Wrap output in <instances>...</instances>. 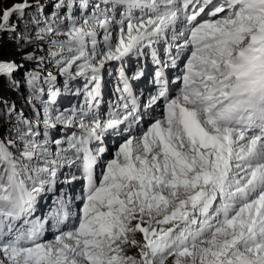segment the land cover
<instances>
[{
  "label": "snow or ice",
  "instance_id": "1",
  "mask_svg": "<svg viewBox=\"0 0 264 264\" xmlns=\"http://www.w3.org/2000/svg\"><path fill=\"white\" fill-rule=\"evenodd\" d=\"M53 7L50 17L40 0L0 11V43L7 34L20 49L37 45L20 56L36 61L25 74L28 103L42 92L37 69L45 57L36 53L44 43L65 89L82 78L85 95L80 109L53 115L57 75L49 71L43 119L21 114L14 138L0 139V264H264V0H55ZM141 58H150L154 86L143 102L133 87L146 75ZM23 67L0 59V77ZM106 68L117 76V99L101 114ZM153 109L159 115L137 133ZM57 124L79 129L67 148L49 137ZM107 136L117 142L104 160ZM65 164L76 172L60 183L82 182L78 211L68 210L62 188L44 217L31 219ZM49 220L55 232L45 240Z\"/></svg>",
  "mask_w": 264,
  "mask_h": 264
},
{
  "label": "rangeland",
  "instance_id": "2",
  "mask_svg": "<svg viewBox=\"0 0 264 264\" xmlns=\"http://www.w3.org/2000/svg\"><path fill=\"white\" fill-rule=\"evenodd\" d=\"M17 2H22V0H2V3H0V11H2L3 7L11 6L12 4L17 3ZM40 2L45 5V8L43 9V15L50 17L52 12L54 11L53 5H54L55 0H40ZM34 11H35L34 9H29L28 14L31 15L32 13H34ZM74 11L77 15L79 14L78 10H74ZM63 14H64V10L60 12V15H63ZM11 19L13 23L16 22L15 16H13ZM61 27L66 28V24L61 25ZM58 38L64 39V37L62 36ZM36 48H37V45L30 44V45L25 46L23 49H20L14 40H9L7 38V34H5L4 41L0 43V59H3V60H13L14 59L18 64L24 65L23 68L19 69L11 76L0 77V139H3L5 137L14 138L15 133L13 131V128L17 123L18 116L22 114L23 117H26V115L28 114V112H30L32 108H34L33 110L34 114L39 112L41 120L43 119L44 110L39 109L35 111L39 104L38 99H35L31 104L28 103V98L32 94L30 90L32 87L28 84L27 77L25 74L36 68V61H24L20 59L22 52H31ZM40 49L42 50L37 51L36 54L40 56H44L45 59L40 69H37L38 71L41 72V80L38 83L42 84L43 77L46 76L49 71H52L53 74L57 75V80L55 82L54 88H57V89L59 88V91L63 93L62 96L65 102V104L62 105L64 107H61L60 109H56V110L64 111L65 109H73V108L80 109V107L83 105L84 100H85V95L82 91L83 86H84L83 79L80 78V79L73 81L71 85L69 86V89L66 90L65 85H64V77L59 76L56 73L54 64L49 62V60L47 59L48 44L44 43L40 45ZM26 86H28V88ZM77 89H81V91L77 93ZM171 91H172V94L174 95L176 91L175 85L171 87ZM112 101L113 100H109V99L106 101L101 100L99 112L105 108V105L107 103H110ZM4 102L7 103L8 107H5ZM47 102H48L47 100H43L42 106L44 107V105ZM55 106H56V102L55 104L51 103L49 105L50 109H53V108L55 109ZM53 115H55V112L53 113ZM157 115H159V112L153 109L150 117H147L144 119V121H141L140 127L136 129L137 133L139 132L141 127L146 129L148 124L151 122V119ZM66 127H68L69 130L65 132L66 134L65 138L59 135L58 133L51 135L52 131L56 127L50 129L49 131V136L51 140L59 139V140L65 141V143L62 145V147L64 148H67L66 141L73 130H77V133L79 134V129L77 127L75 126H66ZM39 130L42 133L43 131L42 123L39 126ZM41 139H43L42 135H41ZM105 139H106V143L104 142V146L107 149H109V151L103 155V159L107 160L108 158L111 157V153L115 150L114 145L116 144L117 140L116 138L112 136H107ZM90 147H93V148L99 147V144L94 142L92 145H90ZM52 150L54 153L55 152L54 144L52 145ZM11 151L18 154L16 148H12ZM69 155H71V152L69 153ZM75 172H76L75 167L70 169L66 164L58 171V181L56 184L59 186L60 190L62 188L64 190L66 189L65 188L66 185H63L62 183H60V181H63L66 175L70 173H75ZM97 172H99V168H97ZM68 186L71 189V192L73 190V192L75 191L77 195H79L78 187L82 186V182H79V181L73 182V184L68 185ZM53 191L44 192L41 195L40 199H38V202L36 201L35 211L33 212L31 219L34 220L37 217L42 219V217L39 214L43 213V216H44L50 210V207L52 206L53 201L48 200V195L52 193ZM79 207H80V201L78 200L77 207L76 208L71 207V211H78ZM21 222L23 223V220L17 221L16 226H18ZM53 235H54V232L52 228V223H51V220H49L45 225L44 237H46L47 240H51L53 239ZM137 239H140L139 235L137 236ZM135 253H136V250L131 249L129 254H135ZM168 264H171V261H169Z\"/></svg>",
  "mask_w": 264,
  "mask_h": 264
},
{
  "label": "trees",
  "instance_id": "3",
  "mask_svg": "<svg viewBox=\"0 0 264 264\" xmlns=\"http://www.w3.org/2000/svg\"><path fill=\"white\" fill-rule=\"evenodd\" d=\"M26 87L28 88V86H26ZM39 87L42 89V92H41V94H40V96L38 98L39 104H38V107H37V109L35 111H37L39 109L44 110V107L42 106L43 105V100L49 101V86L47 84L42 83V84H39ZM30 90L32 92V88ZM55 102L61 103L62 101H61V99L54 98V102L52 104H55ZM33 110H34V108H32L30 110V112H28V114L26 115V117H24V118L25 119H28V120H34L36 118V114H34ZM50 110L52 111V113L56 112V109H54V108L53 109H50ZM53 132L54 131H52V133ZM52 133H51V135H53Z\"/></svg>",
  "mask_w": 264,
  "mask_h": 264
},
{
  "label": "bare ground",
  "instance_id": "4",
  "mask_svg": "<svg viewBox=\"0 0 264 264\" xmlns=\"http://www.w3.org/2000/svg\"><path fill=\"white\" fill-rule=\"evenodd\" d=\"M108 111H106L104 114H106Z\"/></svg>",
  "mask_w": 264,
  "mask_h": 264
}]
</instances>
